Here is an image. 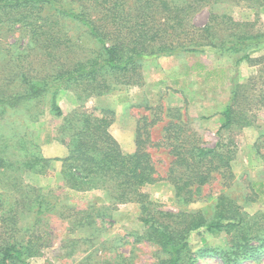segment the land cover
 <instances>
[{"label": "trees", "instance_id": "obj_1", "mask_svg": "<svg viewBox=\"0 0 264 264\" xmlns=\"http://www.w3.org/2000/svg\"><path fill=\"white\" fill-rule=\"evenodd\" d=\"M240 1L264 6V0H0V33L19 31L28 39L23 52L0 48V184H10L15 174L46 175L52 162H62V182L67 189L106 190L110 206L96 215L95 209L89 214L84 212L91 222L103 221L107 216L104 211L120 205H139L144 230L136 241L159 248L162 257L154 264H197L190 238L202 230L211 235L225 234L227 240L223 250H200V256L213 254L223 264L259 259L264 250L259 215L251 217L225 192L235 179V143L219 142L213 148H204L187 139L180 144L173 141L167 146L172 162L163 178L147 148L150 132L146 140L138 130L136 151L126 154L111 134L114 112L85 105L109 90L110 84L141 86L139 69L143 61L180 58L207 50L236 57V67L247 63L259 69L264 82L263 26L215 12H211L205 26L192 24L193 15L208 6ZM192 69L205 71L204 66ZM133 76L138 78L136 82ZM229 80L231 100L220 130H231L234 125L254 127L255 113L264 107V83L256 90L255 81L241 84L236 76ZM65 89H74L79 98L83 95L85 99L80 109L67 117L58 103ZM48 101L50 115L62 118L56 133L69 151L65 159H46L35 144L25 139L27 135L19 137L13 132L10 136L3 130L9 125L4 123L9 115L23 109L28 112L29 122L37 123L44 116L39 106ZM180 125L170 123L165 131L177 127L185 131ZM260 137L264 140V133ZM256 146L264 158V141ZM217 177L225 188L216 196L211 212L163 211L148 193L152 186L167 181L174 187L178 205L188 206ZM17 181L15 178L14 187L21 185ZM9 193L6 189L0 194V264H31L30 259L41 256L53 241L41 224L58 207L47 203L38 189L28 185L24 186V195L14 202ZM20 207L32 216L25 230L27 240L20 236ZM60 217L71 222L62 212ZM83 219L76 220L74 226L82 227ZM68 232L75 231L69 228ZM104 264L134 263L120 256L117 261L104 260Z\"/></svg>", "mask_w": 264, "mask_h": 264}, {"label": "rangeland", "instance_id": "obj_2", "mask_svg": "<svg viewBox=\"0 0 264 264\" xmlns=\"http://www.w3.org/2000/svg\"><path fill=\"white\" fill-rule=\"evenodd\" d=\"M211 12L227 13L236 21L256 22L258 26L264 27V6L246 1L228 6H208L193 15L192 24L198 28L205 26ZM23 36L19 31L0 33L1 50L25 51L28 39ZM26 59L29 60L28 57ZM236 59L215 50H207L180 58L143 61L139 69L143 83L141 86L110 84L109 90L89 99L85 105L87 108L98 107L114 112L115 122L111 127V134L126 154L136 151L138 130H141L146 140V134L150 132L147 148L163 178L167 177L172 162L167 146L173 141H179L180 144L187 139L191 144L195 142L197 146L204 148H213L219 142L235 143L238 146L233 163L235 179L227 189L221 178L217 177L188 206L178 205L174 187L167 181L152 186L148 193L163 211L211 212L217 202L216 196L225 188L227 195L251 217L259 215V227L264 228V158L260 157V149L256 146L264 141L260 137L264 133V107L255 113L257 121L254 127L242 129L234 125L231 130H220L225 122L224 111L231 100L229 79L236 76L241 84L255 81L256 90L264 83L258 73L259 69L252 68L247 63L236 67ZM8 61L9 58L7 63ZM193 66H204L205 71L194 72ZM209 71L213 75H208ZM133 79L135 82L138 80L135 76ZM262 91L264 93V85ZM251 97L253 100L257 98ZM80 98L74 89L61 90L58 103L65 117L80 109L85 101L83 95ZM242 104L245 105L244 101ZM39 108L44 116L37 123L29 122L28 112L24 109L18 114H10L4 122L9 124L3 127L4 132L10 136L13 132L19 137L27 135L25 139L35 144L46 159L67 158L69 151L56 133L62 118L55 119L50 115L49 101ZM170 123L181 124L185 131L181 132L177 127L166 132ZM261 152L264 153V148ZM62 167V162L54 161L46 175L30 172L15 174L21 185L14 187L15 178L10 184L1 182L5 184V189L0 184V194H4L6 189L11 191V202L22 197L24 186L28 185L38 189L47 203L58 207L41 224L51 234L53 241L41 256L30 259L31 264H104V260L117 261L120 256L131 259L134 264H154L162 257L158 247L136 241L144 230V225L139 220L138 204L120 205L115 210L104 211L103 214L107 216L103 221L99 219L93 223L88 217L89 212L95 209L96 215L98 210L103 211L110 206L106 190L100 187L87 192L67 189L62 182ZM86 211L88 214L84 213ZM61 212L69 216L71 222L62 219ZM82 217L84 225L76 228L75 221ZM255 221L258 222L257 219ZM31 222L32 216L20 207L19 227L23 230L20 235L22 240H27L25 230ZM69 228H73L75 232L70 234ZM226 240L225 234L211 235L205 230L193 233L190 245L197 256V264H223L213 254L200 256L199 252L205 249L221 251L225 248ZM244 264H264V250L259 259Z\"/></svg>", "mask_w": 264, "mask_h": 264}]
</instances>
